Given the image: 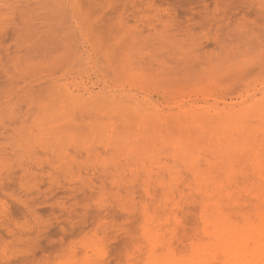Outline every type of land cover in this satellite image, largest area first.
<instances>
[{"label": "rangeland", "instance_id": "rangeland-1", "mask_svg": "<svg viewBox=\"0 0 264 264\" xmlns=\"http://www.w3.org/2000/svg\"><path fill=\"white\" fill-rule=\"evenodd\" d=\"M87 3L0 0V264H79L85 243H104L109 264H145L147 229L186 254L217 206L257 214L246 156L232 189L201 163L228 189L203 196L171 152L239 131L264 159V0ZM78 15L103 31L85 35L88 54ZM226 112L233 125L194 120Z\"/></svg>", "mask_w": 264, "mask_h": 264}, {"label": "bare ground", "instance_id": "bare-ground-1", "mask_svg": "<svg viewBox=\"0 0 264 264\" xmlns=\"http://www.w3.org/2000/svg\"><path fill=\"white\" fill-rule=\"evenodd\" d=\"M79 1L80 0H72L74 8H77L78 11ZM84 2L87 3V0H84ZM79 15L77 18L80 22H78L79 20L77 21L76 17L73 19L75 21V28L77 27L78 29L84 25V23L83 25L81 24L80 18L82 16ZM90 24L92 25V23ZM89 26L90 25L88 24V27L86 28L89 29L93 25L91 27ZM87 29L84 30L83 26V32H79L82 39L79 45L81 52L88 51L87 48L89 39L87 40V38H90V36L94 35V33L98 34V32V36L103 35L100 34L101 32L103 33V31L100 32L101 28L100 30L94 29L96 32L90 31L93 33H91L92 35L86 33V31H88ZM87 34L89 37L86 38V36H88ZM107 35L108 34H106V38H108ZM98 36L96 35V39ZM104 39H99L98 42L102 43L104 42ZM93 40L92 42L95 41ZM100 43L99 46L101 47ZM97 48L99 47L97 46ZM106 48L110 51V47L108 48V46H106L105 50ZM101 50L102 49L98 51ZM108 50V53L105 51L107 55L104 53V50H102L104 57H108ZM106 59L108 60V58ZM192 119H194V117ZM204 119L205 118H196L194 120L197 122L200 121V123H202V121H204L203 123L210 121L211 125L217 124L219 126L233 125V123L237 120L234 113L228 114L227 112L215 113L213 116L205 119L206 121ZM262 135L264 137V133ZM255 137L256 136L254 134H245L239 131H222L214 135L217 146H215V149L212 148L214 149L213 151L212 149H209L210 151L207 152L208 154L202 149L201 150L204 153H201L202 151L199 152L198 150L200 149L192 148L193 150H196L194 153L191 148L181 147L173 149L171 157L173 160H178L191 173L195 185L198 186L199 189H202L201 192L203 193V196L210 193V191L207 190L209 185L215 186L216 190L219 192H222L223 190L228 191V189L224 188L222 183H216L213 177H204L201 171L203 165V167L210 170H225L227 174V187L232 189V187H238L235 173L239 171L238 163L242 160L240 157L244 159L245 156L246 160L250 161L252 164V170L261 182L262 189H264V159L261 158L262 151L256 149V147L260 145H257ZM237 153L239 155H236ZM235 157H238V160L240 161H238ZM201 163L202 166L200 165ZM175 183L182 184L183 181L177 180ZM261 190L255 187L248 191V195L251 197L249 201L251 205L256 208L255 213L257 214L254 216L244 212L234 213V211L225 210L220 206H217L213 212L216 213V216H204V233L207 236V240L206 242L193 243L191 251L186 254H180L171 239L162 236L159 229H147L148 235L146 238L148 243V259L145 264H264V208L260 207L261 204L264 205V190ZM229 198L233 203L237 202L235 196L229 195ZM238 209L241 210L239 203ZM178 219L179 216L174 220L176 228L181 224L180 220L177 221ZM83 245L86 256L79 264L110 263L108 262L109 260H107L108 258L106 259L107 248L104 243H102L100 247H97L94 243H85Z\"/></svg>", "mask_w": 264, "mask_h": 264}]
</instances>
